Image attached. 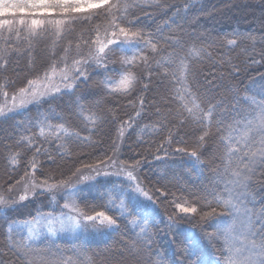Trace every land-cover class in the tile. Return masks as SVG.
<instances>
[{
    "label": "snow or ice",
    "instance_id": "obj_1",
    "mask_svg": "<svg viewBox=\"0 0 264 264\" xmlns=\"http://www.w3.org/2000/svg\"><path fill=\"white\" fill-rule=\"evenodd\" d=\"M157 2L0 0V121L7 122L16 113L28 115L30 105L36 112L34 119L15 125L21 131L14 142L0 140V149H3L0 154L6 165L15 166L21 159L25 161L23 176L13 185L0 187V221L5 226L6 246L17 251L24 264H93L86 255L82 237L122 230L129 231L141 242L139 248L128 246L129 253L138 257L141 264H164L159 250L154 252L152 249V224L149 217L143 214L145 201L155 206L160 197L154 199L136 175L141 166L140 160L127 166L120 160L118 153L123 127L117 130V138L108 151L95 163L80 162L81 166L71 174H79L77 179L72 180L71 176L57 179L52 174H45L42 169V179L37 180L35 176L39 157L53 159V149L62 158L71 155L67 151L66 140L94 146L88 137H81L78 132L65 127L63 118L54 107L58 101L68 97L71 101L69 111L80 117L85 112L90 113L87 119L93 126L103 125L109 116L113 119L115 116V107L109 105L104 111L101 100L95 99L97 95L102 99L126 101L137 107L136 116L139 117L145 110L144 93L148 91L153 76H162L159 82L168 89L163 99L169 106L165 111L157 108L156 117L160 128L167 133L166 143L170 144L175 138L178 144L187 145L184 136L191 130L195 137L191 147H176L175 152L187 155L193 168L202 165L203 157L210 154L220 165L215 175L209 178V183L199 181L202 186L196 191H189L191 201L176 198L161 200V203L173 204L177 210L167 217L168 233L182 237L186 245L175 264H206L199 252L202 240L222 253L216 264H264V209L259 214L253 211L256 195L264 198V182L260 184V193L253 194L250 190V182L257 172L264 178V81H261V99L257 100L255 96L244 99L243 103L251 110L247 115L237 107L225 111V101L214 94L217 85L213 84V80L222 83L225 79L221 65L235 70L228 53L236 46L237 38L255 42L256 37L234 32L226 41L228 50L213 56L208 50L213 46L211 39L206 38L200 46L195 43L186 45L143 28L137 23L139 17L133 18L134 14L129 12V9ZM197 3L198 0H187L183 7H177L175 11L187 12ZM261 41L264 42V37ZM165 44L167 49L163 47ZM38 46L48 47L50 63L38 70L24 86L14 87L9 70L19 62L20 54L27 56L29 67H32V54ZM261 58L264 59V53ZM205 60L211 67L198 72L196 66ZM252 62L259 63L255 58ZM117 63L119 67L114 66ZM92 72L103 75L99 82L103 91L79 95L84 86H90ZM199 77H203V81ZM10 87H13L11 95ZM44 104L49 107L45 109ZM53 118L61 122L53 125ZM229 118L236 125H241L242 131L234 135V129H229L225 135ZM213 128L220 133L218 139L223 150L219 155L212 149L203 151L206 143H216L211 139ZM24 149H30V157L22 155ZM167 155L169 153L164 149V156ZM162 158L161 155L155 156L156 160ZM82 168L88 171L82 172ZM14 170L6 169L7 172ZM25 177L30 178L25 180ZM99 177L112 179L97 190L102 203L87 207L89 197L81 185L92 182L95 186ZM22 181V189L13 195L15 185ZM57 190L61 193L62 204L57 200ZM156 191L160 192V189ZM45 195L53 210L45 213L42 208H36L34 226L28 227L27 239L21 237L14 240L13 232H20L25 225L12 219L8 209L16 210V205L24 201L42 205L43 201L39 198ZM163 195L165 193L161 192ZM249 203L253 204V208H249ZM81 204L86 207H81ZM57 210L58 214H54ZM240 215L244 219L240 221L237 235V220L233 219L226 227L222 218ZM182 222L198 226L200 234H195L191 228L181 230ZM41 223L52 237L68 233L73 241H81L80 245L73 244L72 256L54 253L47 245L40 246L44 243L41 239L43 234L35 226ZM25 224H33V221L28 220Z\"/></svg>",
    "mask_w": 264,
    "mask_h": 264
},
{
    "label": "trees",
    "instance_id": "obj_2",
    "mask_svg": "<svg viewBox=\"0 0 264 264\" xmlns=\"http://www.w3.org/2000/svg\"><path fill=\"white\" fill-rule=\"evenodd\" d=\"M186 2L187 0H158L157 4L132 8L129 9V12L134 14L133 18L139 17L137 23L143 28L165 38L171 37L180 40L185 42L186 45L195 43L200 46L206 38L211 39L213 46L208 50L213 56L218 52L228 50L229 46L226 41L234 32L238 31L256 37L255 42L242 37L237 38L236 46L228 53L231 64L236 66L235 70L228 65H221L225 76L224 81L221 83L219 80H213V84L217 85L214 94L223 97L226 105L225 111H231L232 107H237L242 114L247 115L251 110L243 101L246 97L253 96L257 100L261 99V81H264V59L261 58V54L264 53V42L261 41V37H264V3H262V0H198L197 5L189 8L187 12L177 13L175 9L183 7ZM160 5H163V7H160ZM163 47L167 49L168 45L165 44ZM32 55L34 61L32 67H29L27 56L20 54L19 62L14 63L13 68L9 70V76L15 82L14 87L24 86L26 81L32 78L38 70L46 68L50 63L47 46H38ZM118 55L117 53V58ZM254 58L259 63H253ZM114 66L119 67L120 65L117 63ZM210 67L211 65L207 60L196 66L198 72L206 71ZM160 71L163 74L164 70L161 69ZM216 75H219V73H216ZM102 79V74L92 72L90 86H84V90L79 95L83 96L88 92L101 93L103 86L99 82ZM151 79L152 83L149 84L148 91L144 93L145 110L139 117L136 116L137 107L128 104L126 101L117 102L111 98L102 99L101 96L97 95L95 99L101 100L104 111L107 110L109 105L115 107V116L114 119L109 116L103 125L93 126L91 120L87 119L90 113L85 112L83 117H80L69 111L68 106L71 101L68 97L58 101L54 107L60 117L63 118L65 127L78 132L81 137H88L93 141L94 146L78 145L76 142L66 140L65 142L68 143L67 151L71 155L62 158L56 155L53 149V159L49 160L46 156L39 157L40 163L35 176L37 180L42 179V169L45 174H52L57 179L67 178L71 176L77 167L81 166V161L95 163L98 157L108 151L112 141L117 138V130L123 127V137L118 153L120 160L124 161L126 166L134 163L135 160H140L141 166L138 167L136 175L154 199L160 197L156 200L155 206L145 201V212L143 213L149 217L152 224V249L154 252L159 250L164 257V264H175V261L184 253L186 245L182 237H176L168 233L166 229L167 217L177 210L173 204L161 203V200L176 198L191 201L192 197L189 196V191L198 190L202 186L198 183L199 181L209 183V178L215 175L216 169L220 165L210 154L203 157L204 163L202 165L193 168L192 160L187 155L175 152L176 147H191L195 139L191 130H188L187 135L184 136L187 145L178 144L175 138L170 144L166 143L167 133L160 128L156 117L157 108L165 111L169 106L163 99L168 89L159 82L162 76H153ZM199 79L203 81V77H199ZM201 87H204L203 83ZM8 90L11 95L13 87ZM129 99H132V97H129ZM43 107L47 109L49 105L44 104ZM35 116L36 112L30 105L28 115L16 113L7 122L0 121V140L14 142L17 134L21 131L15 128V125L17 123L23 124L30 119H34ZM51 122L56 125L61 121L58 118H53ZM229 129H234L233 134L235 135L242 131V126L236 125L235 121L229 118L224 130L225 135ZM219 136L220 133L213 128L211 139L216 143H206L203 151L212 149V152L216 155L221 154L223 149L218 139ZM164 149H167L169 155L164 156ZM2 152L3 149H0V153ZM30 154V149H24L22 152V155L26 157H30ZM108 154L111 155V152H108ZM156 155H161L163 158L156 160ZM10 168L16 170L7 172L6 169ZM24 168L25 161L23 159L15 166L6 165L3 155L0 154V187L15 184L16 180L23 176ZM197 169H200V171H197ZM81 171L87 172L88 169L82 168ZM77 176H71L72 180L77 179ZM29 178L25 177V180ZM111 179L99 177L95 186H92V182H85L81 185L89 197L87 207H90L93 203L97 205L102 203L97 190L110 183ZM262 182H264V178H261L260 173L257 172L250 182V190L253 194L261 192L260 184ZM22 186L23 181L21 184H16L12 194L15 195ZM156 189H160V192H157ZM161 192H164L165 195L161 196ZM60 196L61 193L57 190V200L62 204L63 201L60 200ZM39 199L43 201L42 205L24 201L16 205V210L9 208L10 217L20 224H25L28 220H35L36 208H42L45 213L53 210V206L48 203L47 195ZM254 205V208L252 203H249L248 206L259 214L261 209H264V198L256 195ZM81 207L86 206L81 204ZM54 214H58V210ZM222 219L225 220L226 227L233 219H236L238 225L236 234L239 235V225L240 221L244 219L243 215L236 218L228 216ZM121 228L123 229V225H121ZM189 228L195 234H200L198 226H191L185 222L180 224L181 230ZM12 236L14 240L21 239V237L27 239L24 228L20 232L14 231ZM41 239L44 241L43 244H40L39 241L36 242L41 247L47 245L52 252L63 253L65 256H72L74 243L76 245L81 244V241H73L71 235H61L57 238L44 236ZM82 241L84 249H86V255L92 259L93 264H141L139 258L134 257L128 251V246L136 245L139 248L141 242L127 230L89 234L82 237ZM199 252L206 264H216V261L222 256L218 248L212 247L205 240L201 241ZM0 264H24L21 255L6 246L3 221H0Z\"/></svg>",
    "mask_w": 264,
    "mask_h": 264
},
{
    "label": "rangeland",
    "instance_id": "obj_3",
    "mask_svg": "<svg viewBox=\"0 0 264 264\" xmlns=\"http://www.w3.org/2000/svg\"><path fill=\"white\" fill-rule=\"evenodd\" d=\"M22 187L19 189V191L22 189ZM32 221H33V224H22V225H25L23 228L25 229L27 236H28V227L34 226L35 220H32ZM35 227H36L37 231H39L43 234L41 238H43L44 236L45 237H51V238H57L58 236H61V235H71L68 233H58L55 237H52L50 234L47 233L46 226L43 223H41L40 225H36Z\"/></svg>",
    "mask_w": 264,
    "mask_h": 264
}]
</instances>
